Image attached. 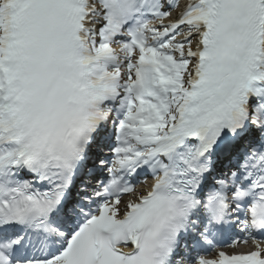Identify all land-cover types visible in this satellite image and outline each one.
<instances>
[{
  "label": "snow or ice",
  "instance_id": "6c2138e0",
  "mask_svg": "<svg viewBox=\"0 0 264 264\" xmlns=\"http://www.w3.org/2000/svg\"><path fill=\"white\" fill-rule=\"evenodd\" d=\"M0 264H264V0H0Z\"/></svg>",
  "mask_w": 264,
  "mask_h": 264
}]
</instances>
